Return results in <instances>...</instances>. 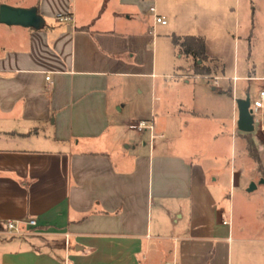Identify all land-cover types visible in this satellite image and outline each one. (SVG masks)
Instances as JSON below:
<instances>
[{
  "label": "crops",
  "instance_id": "obj_1",
  "mask_svg": "<svg viewBox=\"0 0 264 264\" xmlns=\"http://www.w3.org/2000/svg\"><path fill=\"white\" fill-rule=\"evenodd\" d=\"M3 4L42 26L0 23V264H232L228 196L264 179L261 158L245 168L264 150V0ZM25 219L20 236L2 224Z\"/></svg>",
  "mask_w": 264,
  "mask_h": 264
},
{
  "label": "rangeland",
  "instance_id": "obj_2",
  "mask_svg": "<svg viewBox=\"0 0 264 264\" xmlns=\"http://www.w3.org/2000/svg\"><path fill=\"white\" fill-rule=\"evenodd\" d=\"M3 1L12 2L13 0H0V4ZM259 84L255 83L252 87L251 93L254 95L260 93ZM261 139L263 140L264 137ZM249 147H252L253 152L248 154L250 159L247 160L248 166L245 168H255V161L260 158L264 166V150L252 141ZM238 155L239 144H237L236 150L234 148V157L237 161H239ZM245 168L243 172L249 174L250 171ZM236 173H241L238 167ZM261 174L264 175V171ZM260 178L261 175L257 176L256 180L259 181ZM227 184L229 185V182ZM258 187L259 190L248 192L246 196H241L237 187L235 192L232 191L230 198L228 196L229 202L226 203L225 212L227 221H231L229 238L232 264H264V185L260 183ZM230 201L234 208L229 216L228 204ZM166 247L168 249L169 244Z\"/></svg>",
  "mask_w": 264,
  "mask_h": 264
},
{
  "label": "water",
  "instance_id": "obj_3",
  "mask_svg": "<svg viewBox=\"0 0 264 264\" xmlns=\"http://www.w3.org/2000/svg\"><path fill=\"white\" fill-rule=\"evenodd\" d=\"M0 23L9 26H22L26 28H40L42 19L38 16L36 9H23L11 7L9 5H0ZM240 119L238 128L245 133H252L255 130L253 111L250 110V101H241L239 103ZM264 184V179L261 180ZM257 188L256 184H251L248 191L253 192Z\"/></svg>",
  "mask_w": 264,
  "mask_h": 264
},
{
  "label": "built area",
  "instance_id": "obj_4",
  "mask_svg": "<svg viewBox=\"0 0 264 264\" xmlns=\"http://www.w3.org/2000/svg\"><path fill=\"white\" fill-rule=\"evenodd\" d=\"M151 10L152 12L156 11L155 8H152ZM58 20L60 22H65L71 20V17H68L66 15H60L58 17ZM156 23L166 25L167 22L164 18L156 17ZM47 80L49 81L50 77H48ZM253 106L256 110L264 108V89L260 91L258 99L253 103ZM130 129L139 133H143L144 131L149 130L151 133V140L153 141L155 138L154 135L155 126L154 123L151 121H140L137 123H132L130 125ZM2 224L5 226L6 232L11 236H20L23 234L25 229H34L38 226L37 221L33 219L7 220L4 221ZM224 224H227V222H224ZM171 264H176V263H171Z\"/></svg>",
  "mask_w": 264,
  "mask_h": 264
},
{
  "label": "trees",
  "instance_id": "obj_5",
  "mask_svg": "<svg viewBox=\"0 0 264 264\" xmlns=\"http://www.w3.org/2000/svg\"><path fill=\"white\" fill-rule=\"evenodd\" d=\"M176 45H180L182 50L187 55H192L197 59H204L205 58V41L202 38H187V39H180L176 38L174 40ZM199 68L198 72H204L201 66L197 65ZM253 152L252 147H250V153Z\"/></svg>",
  "mask_w": 264,
  "mask_h": 264
}]
</instances>
